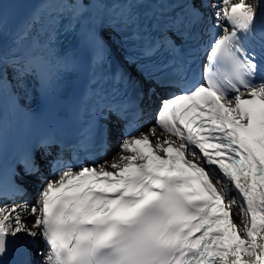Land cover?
Wrapping results in <instances>:
<instances>
[{
    "label": "snow or ice",
    "instance_id": "snow-or-ice-1",
    "mask_svg": "<svg viewBox=\"0 0 264 264\" xmlns=\"http://www.w3.org/2000/svg\"><path fill=\"white\" fill-rule=\"evenodd\" d=\"M35 3L6 53L0 0V264H264V0H125L108 20L113 0ZM81 47L96 105L79 139L16 137L29 78L46 104ZM146 96L160 103L141 130ZM112 116L123 138L101 162Z\"/></svg>",
    "mask_w": 264,
    "mask_h": 264
},
{
    "label": "bare ground",
    "instance_id": "bare-ground-1",
    "mask_svg": "<svg viewBox=\"0 0 264 264\" xmlns=\"http://www.w3.org/2000/svg\"><path fill=\"white\" fill-rule=\"evenodd\" d=\"M29 87L32 89V93H31V95H32V99H33V96H34V94L36 93V91H35V88H34V87H31L30 85H29ZM32 99H31L30 101L25 100V99H23V100H24L25 103H31ZM153 123H154V121L152 122V124H153ZM114 132H115V130L113 131V133H114ZM113 138L116 139V133L113 134ZM114 139H112V144H111L112 148H113V147L116 148V146H115V140H114ZM113 157H114V155H110V156H109L107 159H105V160H109V161H110ZM102 162H103V161H102ZM45 175L48 176V174H47L46 171H45ZM29 184H30V187H29L28 194L25 196V200H27L29 203H32V202H34V200H35L36 185H33L32 183H29ZM233 218H234V220L236 221V223L239 225V224H240V221H241V217H240L239 215H236L235 210H233ZM34 259H36L35 256H34Z\"/></svg>",
    "mask_w": 264,
    "mask_h": 264
},
{
    "label": "rangeland",
    "instance_id": "rangeland-1",
    "mask_svg": "<svg viewBox=\"0 0 264 264\" xmlns=\"http://www.w3.org/2000/svg\"><path fill=\"white\" fill-rule=\"evenodd\" d=\"M28 106H31V103H26ZM118 151V147H116L115 149H113V151L110 153V155H114L116 154V152ZM25 200V198H24ZM21 201H17V203H20ZM7 203H11V202H7Z\"/></svg>",
    "mask_w": 264,
    "mask_h": 264
}]
</instances>
